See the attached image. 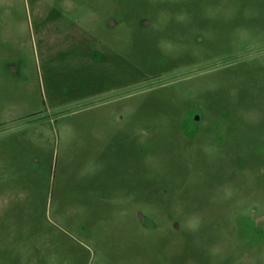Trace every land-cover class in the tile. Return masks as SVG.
<instances>
[{
  "label": "rangeland",
  "instance_id": "1",
  "mask_svg": "<svg viewBox=\"0 0 264 264\" xmlns=\"http://www.w3.org/2000/svg\"><path fill=\"white\" fill-rule=\"evenodd\" d=\"M0 264H264V0H0Z\"/></svg>",
  "mask_w": 264,
  "mask_h": 264
},
{
  "label": "flooded vegetation",
  "instance_id": "2",
  "mask_svg": "<svg viewBox=\"0 0 264 264\" xmlns=\"http://www.w3.org/2000/svg\"><path fill=\"white\" fill-rule=\"evenodd\" d=\"M137 24L143 28L145 27H148L150 25V22L145 18V17H141L138 19L137 21ZM165 83H156V81H151L149 83V88H153V87H158V86H163ZM42 117H38V119H35V121L37 120H41ZM201 118L199 116V114H196V113H190L186 116V119H185V123H186V130L189 131V132H196L197 130H201ZM221 124H220V121L219 120H216L214 122V125H213V131L216 135V141L219 143V144H223L224 142V135H223V132L221 130ZM141 220L144 221V218L142 216H139ZM248 225V224H247ZM248 229L250 231H252L254 234H260L261 233V230L259 228V221L255 222L254 220L249 223L248 225Z\"/></svg>",
  "mask_w": 264,
  "mask_h": 264
}]
</instances>
